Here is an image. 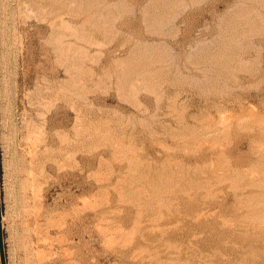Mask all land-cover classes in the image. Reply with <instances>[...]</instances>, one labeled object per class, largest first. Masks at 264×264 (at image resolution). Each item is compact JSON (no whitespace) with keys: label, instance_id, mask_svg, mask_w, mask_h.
I'll return each mask as SVG.
<instances>
[{"label":"rangeland","instance_id":"374dc122","mask_svg":"<svg viewBox=\"0 0 264 264\" xmlns=\"http://www.w3.org/2000/svg\"><path fill=\"white\" fill-rule=\"evenodd\" d=\"M263 5L0 0L7 264H264Z\"/></svg>","mask_w":264,"mask_h":264},{"label":"water","instance_id":"95a60500","mask_svg":"<svg viewBox=\"0 0 264 264\" xmlns=\"http://www.w3.org/2000/svg\"><path fill=\"white\" fill-rule=\"evenodd\" d=\"M1 178V176H0ZM0 260L1 264H7L6 251L4 246V234L2 226V196H1V179H0Z\"/></svg>","mask_w":264,"mask_h":264},{"label":"bare ground","instance_id":"6f19581e","mask_svg":"<svg viewBox=\"0 0 264 264\" xmlns=\"http://www.w3.org/2000/svg\"><path fill=\"white\" fill-rule=\"evenodd\" d=\"M170 3H171V1H169ZM168 3V2H167ZM263 3V2H262ZM109 4V3H108ZM97 5V4H96ZM105 5V4H104ZM116 5V4H115ZM264 6V5H263ZM162 11H164V10H162ZM166 12V11H165ZM176 12V11H175ZM175 15V14H174ZM102 16V15H101ZM248 17V16H247ZM260 17V16H259ZM171 18V17H170ZM251 18H253L252 16H251ZM156 19V18H155ZM154 19V20H155ZM172 19V18H171ZM251 20V19H250ZM245 21H246V19H245ZM155 23V22H154ZM162 23V22H161ZM164 23V22H163ZM245 23V22H244ZM252 23V22H251ZM255 23V22H254ZM158 24V23H157ZM68 25V24H67ZM167 25V24H166ZM251 25V24H250ZM68 26H70V25H68ZM253 26H255V25H253ZM259 26H261V25H259ZM250 27H252V26H250ZM243 28V27H242ZM244 32V31H243ZM253 37V36H252ZM165 43V42H164ZM166 48V47H165ZM213 67V66H212ZM227 67V66H226ZM220 69H222V68H220ZM233 70V69H232ZM220 71V70H219ZM228 72V71H227ZM226 72V73H227ZM227 75V74H226ZM232 76V75H231ZM214 80V79H213ZM219 82V81H218Z\"/></svg>","mask_w":264,"mask_h":264}]
</instances>
